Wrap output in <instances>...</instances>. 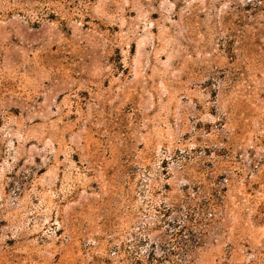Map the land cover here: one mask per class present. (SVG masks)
<instances>
[{"label":"rangeland","instance_id":"obj_1","mask_svg":"<svg viewBox=\"0 0 264 264\" xmlns=\"http://www.w3.org/2000/svg\"><path fill=\"white\" fill-rule=\"evenodd\" d=\"M0 264H264V0H0Z\"/></svg>","mask_w":264,"mask_h":264}]
</instances>
